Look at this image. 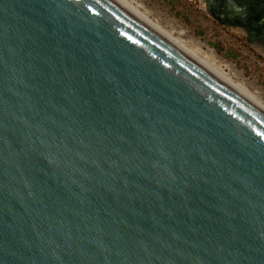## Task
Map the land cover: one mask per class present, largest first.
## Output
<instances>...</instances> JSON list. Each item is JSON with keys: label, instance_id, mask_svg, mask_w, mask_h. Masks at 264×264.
Returning a JSON list of instances; mask_svg holds the SVG:
<instances>
[{"label": "water", "instance_id": "95a60500", "mask_svg": "<svg viewBox=\"0 0 264 264\" xmlns=\"http://www.w3.org/2000/svg\"><path fill=\"white\" fill-rule=\"evenodd\" d=\"M0 264H264V115L110 0H0Z\"/></svg>", "mask_w": 264, "mask_h": 264}, {"label": "rangeland", "instance_id": "374dc122", "mask_svg": "<svg viewBox=\"0 0 264 264\" xmlns=\"http://www.w3.org/2000/svg\"><path fill=\"white\" fill-rule=\"evenodd\" d=\"M173 37L183 40L264 104V60L238 34L204 20L190 0H133Z\"/></svg>", "mask_w": 264, "mask_h": 264}, {"label": "flooded vegetation", "instance_id": "af4514ba", "mask_svg": "<svg viewBox=\"0 0 264 264\" xmlns=\"http://www.w3.org/2000/svg\"><path fill=\"white\" fill-rule=\"evenodd\" d=\"M195 12L235 32L264 60V0H190Z\"/></svg>", "mask_w": 264, "mask_h": 264}, {"label": "bare ground", "instance_id": "6f19581e", "mask_svg": "<svg viewBox=\"0 0 264 264\" xmlns=\"http://www.w3.org/2000/svg\"><path fill=\"white\" fill-rule=\"evenodd\" d=\"M116 6L127 12L141 24H143L150 31L155 33L161 39L166 41L169 45L174 47L182 53L189 60L194 62L200 68L205 70L208 74L213 76L216 80L233 91L236 95L244 99L255 109L264 115V104L255 95L251 94L241 84L232 81L221 69L215 64L211 63L208 59L202 58L196 50L187 47L186 43L169 34L163 27L156 21L152 20L148 14L142 10V7L135 3L133 0H110Z\"/></svg>", "mask_w": 264, "mask_h": 264}]
</instances>
